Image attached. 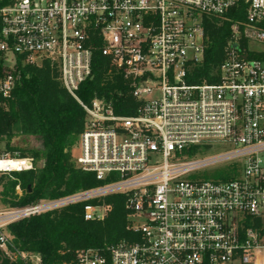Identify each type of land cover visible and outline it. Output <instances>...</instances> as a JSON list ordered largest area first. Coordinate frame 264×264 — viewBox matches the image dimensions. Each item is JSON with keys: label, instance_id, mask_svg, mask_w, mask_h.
Returning <instances> with one entry per match:
<instances>
[{"label": "built area", "instance_id": "obj_1", "mask_svg": "<svg viewBox=\"0 0 264 264\" xmlns=\"http://www.w3.org/2000/svg\"><path fill=\"white\" fill-rule=\"evenodd\" d=\"M241 3L245 19L231 23L219 80L189 83L205 55L204 19L229 20ZM251 43L264 48V0H12L0 8V113L19 63H49L87 114L75 161L103 182L0 212L3 256L42 264L13 244L9 224L122 194L139 240L79 249L64 264H264V58L256 57L264 49ZM98 48L129 82L139 103L132 115L105 98L78 97ZM5 159L23 158L0 152ZM25 159V169L0 173L33 170ZM210 168L236 176L206 177ZM111 210L88 203L84 218L103 221Z\"/></svg>", "mask_w": 264, "mask_h": 264}, {"label": "trees", "instance_id": "obj_2", "mask_svg": "<svg viewBox=\"0 0 264 264\" xmlns=\"http://www.w3.org/2000/svg\"><path fill=\"white\" fill-rule=\"evenodd\" d=\"M12 0H0V8ZM229 20L205 18L206 49L202 62L194 65L188 82L210 83L219 80V66L225 58V46L230 37L232 21L245 19V5L231 9ZM264 58L261 54L256 56ZM105 98L118 115H132L139 103L124 75L111 66V61L101 49L93 55L92 76L85 81L78 97L90 103L95 97ZM87 114L79 102L65 89L58 71L45 62L41 66L19 63V77L7 108L0 113V140L6 141L7 152L19 150L11 146L16 136L35 137L41 149L22 150L19 157L42 160V166L28 171H14L10 179L0 184L3 202L11 207H25L45 200H55L95 188L103 182L94 172L85 171L71 162V151L79 143ZM236 176L231 168L222 172L228 180ZM4 178V177H3ZM20 187L21 194L16 192ZM106 203L112 210L103 221L84 218L86 204ZM261 226V219L254 221ZM248 220L246 226H252ZM128 211L125 196L115 194L101 200L69 204L9 224L6 233L23 253L40 254L42 264H64L79 249H105L107 246L127 241H138L140 236L127 229ZM0 264H23L11 261L0 251Z\"/></svg>", "mask_w": 264, "mask_h": 264}, {"label": "rangeland", "instance_id": "obj_3", "mask_svg": "<svg viewBox=\"0 0 264 264\" xmlns=\"http://www.w3.org/2000/svg\"><path fill=\"white\" fill-rule=\"evenodd\" d=\"M250 46L252 48L264 49L263 46L256 44V43H251ZM11 146L19 150H16L13 153L9 151L7 152L6 141L0 140V152H3L5 154L7 153L9 157L19 156L22 150L29 151L31 149H41L42 143L39 139L35 137H27V136L20 135V136H16L15 138H13V140L11 141ZM76 151H77V146L74 149H72L71 157H70L71 162L75 165H77L75 161ZM25 158H31V157H25ZM42 164H43L42 160H33V169H36L42 166ZM222 171L223 170H219L216 168H210V169H207L204 174L207 177V176L219 175L221 174ZM9 177H10V173L8 172L0 173V181L3 183H6L10 179ZM2 189H3V186L0 184V212L20 208V207H11L10 204L3 202L2 195H1ZM16 192L21 194V190L19 191L18 187H16Z\"/></svg>", "mask_w": 264, "mask_h": 264}, {"label": "bare ground", "instance_id": "obj_4", "mask_svg": "<svg viewBox=\"0 0 264 264\" xmlns=\"http://www.w3.org/2000/svg\"><path fill=\"white\" fill-rule=\"evenodd\" d=\"M27 160L25 158L23 159H5L0 162V169L3 170H22L27 167ZM257 264H260L258 262Z\"/></svg>", "mask_w": 264, "mask_h": 264}]
</instances>
